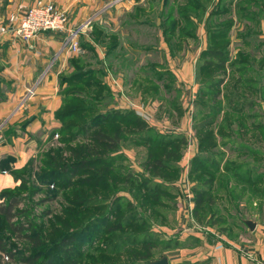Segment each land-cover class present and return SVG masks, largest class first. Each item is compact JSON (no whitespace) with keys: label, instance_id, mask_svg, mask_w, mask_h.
<instances>
[{"label":"crops","instance_id":"0c3cea01","mask_svg":"<svg viewBox=\"0 0 264 264\" xmlns=\"http://www.w3.org/2000/svg\"><path fill=\"white\" fill-rule=\"evenodd\" d=\"M34 1L0 0V26L7 25L8 14L16 12L20 5L28 7ZM52 1L66 12V31L41 33L28 43L9 31L0 33V190L15 184L11 170L25 166L52 140L50 134L59 127L54 118L61 105L59 75L69 70V59L75 55L68 50V35L75 31L73 41L94 44L89 35L96 25L106 39L112 35L117 39L110 54H106V47H98L99 61L106 63L102 81L111 92V107L133 111L159 134L183 138L182 158L177 161L179 167L183 165V171L178 180L167 183L174 201L179 204L177 211L168 217L183 222V233L178 240L179 244L183 243V262L177 263L264 264V196L259 199L262 208L259 217L246 218L256 222L255 229L247 228V235L240 241L217 233L210 225L200 227L193 223L197 218L193 211L195 182L190 180V168L198 153V144L190 132L197 114L198 58L207 44L204 22L193 19L196 31L204 30L202 37L196 32L195 39H183L176 32L174 37L167 38L163 33L168 24L165 19L172 11L175 16V0ZM208 12L209 9L205 16ZM152 14L154 20L149 19ZM232 20L230 34L233 32L234 37L230 47L233 42L234 46L240 44L234 32L238 24L234 12ZM111 26L116 27V32L110 31ZM142 28L147 29L146 44L139 38ZM262 33L260 38L264 41ZM237 50L234 47V54ZM83 53L85 50L80 49L75 56ZM139 60L146 62L135 64ZM109 71L122 86L125 96L113 85V79L107 75ZM258 103L264 113V101ZM123 152L132 168L140 165L134 148L127 147ZM3 161L7 164L3 165Z\"/></svg>","mask_w":264,"mask_h":264},{"label":"trees","instance_id":"16d2710c","mask_svg":"<svg viewBox=\"0 0 264 264\" xmlns=\"http://www.w3.org/2000/svg\"><path fill=\"white\" fill-rule=\"evenodd\" d=\"M177 2L179 4L176 6L175 16L173 15L174 11H172L165 19L168 24L164 26V35L170 38L174 37L175 33L178 32L179 37L181 36L183 39L186 37L195 39L197 25L194 20L204 22L206 34V48L200 52L197 66L199 88L195 99L197 114L194 120H197V122L195 121L194 128L198 133L199 131H204L215 117L220 115L221 109H215L212 105H207L204 99L218 98L220 95L219 88L227 78L225 66L226 61H228L229 47L231 45L230 31L233 26V20L230 16L234 12L239 21L244 23L246 29L248 28L247 25L252 23H258L259 27H261L260 24H264V0H213L206 16V9H208L206 0H177ZM232 5H234V10L230 9ZM224 16L229 17L221 20ZM245 32H243L244 34L239 32L236 35L240 45L246 44L253 38L250 33ZM104 37L105 35L102 36V39ZM218 38L224 41L220 48L215 47V40ZM260 45L264 46V41ZM81 46L88 51H93L92 46L87 42L82 43ZM114 48L115 42L109 46L106 45V54L112 53ZM240 56L239 52H237L234 61L230 63L231 70L234 68L237 74L233 87L244 86L251 91L264 94V84L258 86L256 77L249 78L251 75H255L254 70L249 65L250 59ZM76 60L74 57L69 59V65L73 70L71 74L59 75L58 94L61 105L54 113V118L59 122V127L52 131L50 138L53 139L54 136L59 138L60 131L66 130L69 133L62 138L64 143H71L80 139L89 141L91 144L88 147H79L78 150L74 151L66 149L73 154V157H76L75 160L69 163L63 161L59 153L54 149L44 152L41 155L42 171L39 180L42 182L45 179L53 181V179L58 180V177L62 176V180L59 181L60 185H63L62 183L69 185L72 181L71 179L80 171H84L88 176L84 180H78V183H81V185L83 183L84 186L96 189L101 188L102 191L108 193L116 189L114 188L115 182L109 178V174L114 175V177L122 176L124 184L130 181L144 194V203L151 204L150 206L157 219H166L168 210H173V205L175 204L174 196L167 183L174 181L175 177L178 176L179 170L176 162L180 158L183 138L178 135L159 134L133 111L112 108L113 98L108 86L102 81L104 75L102 69L96 70L89 65L83 66V64L82 67L78 66L79 62L77 64ZM260 68L264 70V57L260 61ZM207 69L218 70L219 72L205 77ZM260 78L264 81V75ZM236 101H239V106L233 105ZM244 104L245 107L252 108L257 106L258 103L249 98L243 99L236 92H232L227 99L228 110L241 116ZM246 117L248 118V115ZM249 118L258 119L260 115L254 114ZM65 120L77 121L63 125ZM259 127L260 129L264 128V123L251 125V129H258ZM243 132H246V130H243ZM213 135L208 133L199 138V150L193 157L190 168V176L198 175L192 188L195 217L199 221H204L208 217L206 222L209 224H211V219L218 217L217 211L208 212L206 210V206L209 208L216 196L211 194L212 185L215 181L213 176H204L203 172L211 170V166L216 161L220 164L221 159L224 157V154H219L218 158L214 159V162L208 152H203V146L213 139ZM219 136L222 137V135ZM229 142L231 141L227 140V142L223 143L226 145ZM124 146L140 147V152H137V155L139 154L140 164L147 176L137 171V173L131 174L129 169L132 167L129 164V166L123 165L127 163L125 155L121 152V148H124ZM238 148L241 149V152L249 153L251 156L264 158L262 150L249 148L248 144H241ZM140 153L143 154L140 155ZM257 163V161L252 160L243 164H234L230 170L226 169V172L231 173L230 176L234 178L238 177L239 172L237 170H242V165H246L248 169L245 170L242 179L249 184V188H245L243 194L251 192V188L256 183L264 181V164ZM258 168L260 172L250 178L249 175L258 171ZM93 171L96 175L92 174ZM122 172L124 173L123 175ZM211 172L216 175L219 174V165L216 170ZM261 187L256 188L255 191L260 193V197H263L264 184ZM222 190L224 188L220 191ZM118 191L119 189H117V193L112 200V207L114 208H119L121 201L128 203L127 201L125 202L126 198L124 196L119 195ZM105 201L107 203V199ZM102 202L104 203V201ZM17 204L18 197L13 194L9 195L8 202L0 206L1 222L7 232L21 235V238L27 243L25 247H28V249L24 253L13 252V248L8 246L4 237L0 235V261L3 257L22 264H83L70 252L71 247L76 244L77 235L82 234L80 231L78 234L70 232L61 235L57 239H52L51 235L31 236L30 233H25V231H31V226L26 228L21 223H10L14 217L13 208ZM242 220L241 222L243 223ZM142 221L146 222L144 218H142ZM121 226L122 224L119 222L113 229H121ZM84 234L86 235L87 233ZM130 236V234H126L123 238L114 242L108 255H120V250L124 251V245ZM151 236L152 239H150ZM158 241H162L158 234H150L149 239L141 242L140 248L155 247ZM132 243V247H135L138 245V240ZM178 244L179 242L172 240L162 241L164 249H171ZM151 261L152 259L146 262L149 264Z\"/></svg>","mask_w":264,"mask_h":264},{"label":"rangeland","instance_id":"374dc122","mask_svg":"<svg viewBox=\"0 0 264 264\" xmlns=\"http://www.w3.org/2000/svg\"><path fill=\"white\" fill-rule=\"evenodd\" d=\"M206 1L208 9H210L213 0ZM178 3L177 0H175V6H177ZM230 9H233V7L231 6ZM10 14H8V17ZM229 16H224L221 20H223V18L225 20V18H228ZM8 17L6 21L8 20ZM154 18L155 16L152 14L149 19L154 20ZM230 18H233V14ZM235 18L238 23L237 28L234 31L236 32V35L239 32L244 34L243 32L246 31L245 33H250L253 38L244 45L237 43V46H234L235 43L233 42V46L236 47V50L238 48L236 53L239 52V55H241L240 57L243 56L247 57L248 60L250 59L249 65L254 70L255 75L248 77H256L258 79V86H261L264 84V81L260 77L264 75V70L260 68V61L264 57V46L260 45L263 40L260 36L263 34L264 24H260L261 28L258 23H252L247 25V29L246 27L241 29V27L244 26V23L239 21L236 15ZM110 28L111 32H116L115 26H111ZM203 31V29H199L196 32L198 36L202 37L204 34ZM103 33V30H101L98 26L95 25L92 27V31H90L89 36L94 44L90 43V41L87 42L92 46V52L81 46L84 41H77L79 48L85 50V54L83 53L82 55L75 56L80 53L79 51L73 55V57L77 59V64L79 62L78 66L82 67V64L83 66L89 65L96 70L102 69L105 71L106 63L102 64L99 62V57L101 58V55L98 47H106V45L109 46L111 43L116 42L117 39L115 35L110 36L108 39L105 37L102 39ZM76 34L77 32L75 31L70 32L68 35L70 37L69 40L71 37L74 38V35ZM147 36V29L142 28L139 38L143 44H146ZM233 37L234 33L232 32V34H230V38ZM215 42V47L218 48H220L224 43L223 39L219 38L215 40ZM233 46L229 47L228 61H226L225 66L227 78L225 79L223 85L219 88V97L215 99H204L206 100L205 103L207 105H212L215 109L220 108V115L216 116L213 122L206 127L204 131H199L198 133L194 128V123L195 121L197 122V120H193L190 134L194 133L193 135L197 140V144L201 136L208 133L214 134L213 139L203 146V152H208L212 156V161H214L215 158H218L219 154H224L220 164L217 161H214L215 163L211 166V170L203 172L204 176H213L215 181L212 185L211 194H215L216 196L214 197L213 204L209 206V208L206 206V210L208 212L217 211L218 217L211 219V224L206 221L204 222L196 219L193 223L196 225L198 224L200 227L210 225V227L217 233L225 235L227 238L229 236L236 242L240 241L245 235H247V231L245 232L247 227L241 222V219H246L247 217H259L262 209L259 205V199L261 197L260 193L255 190L256 188L261 187V185L264 184V181L256 183L255 186L251 188V192L243 194L244 189L249 188V184L244 182L242 179L245 170L248 169L246 165H242V170H237L239 172L238 177L234 178L230 176L231 173L226 172V169L230 170L234 164H243L252 160L257 161V164H264V158L251 156L249 153L241 152V149L238 148L241 144H248L249 148H257L264 152V128L260 129L259 127L258 129H251V125L255 123H264V117L262 116V119L249 118L254 114H258L260 116L264 114L258 103L260 100L263 101L264 94L261 92L259 94L257 91H251L244 86H239L238 88L233 87V82L237 77L235 69L233 68L231 70L230 65L236 56V54H234ZM145 62L146 61L139 60V62L135 64L142 65ZM72 72L73 70L70 66L69 70L61 73V75H68ZM217 72L219 71L207 69L205 77ZM110 74L111 72L109 71L107 75L111 78V80L113 79L112 83L115 81L118 84V81L112 76V74ZM118 91L121 95L125 96L126 93L123 91L122 86L120 87L119 85ZM232 92H236L243 99L249 98L257 101V106L251 108L245 107L244 104V107H242V116L229 111L227 99ZM233 105L239 106V101L234 102ZM247 115L248 118H245ZM173 117L175 118V114L172 113V119L173 121H176ZM76 121L77 120H65L63 125L74 123ZM243 130H246V132H243ZM68 133L69 132L66 130H61L60 137L58 138V136H55L54 139L49 141L50 143L48 145H45V147L42 146L41 150L37 152L35 158L28 161L22 168L10 171V174L13 175L15 179V184L10 188L0 190V206L5 205L8 202L9 195L13 194L18 197V204L13 208L14 217L11 219L10 223H21L26 228L31 226V231H25V233H30L31 236L51 235L52 239H57L61 235L70 232H76L75 234H78L80 231L82 234L77 235L76 244L71 247L70 252L83 264H148V260L160 259L161 257H166L168 264H181L177 262H183V243L180 241V244L168 250L164 249L162 245V241L164 240L178 242V240H180L179 237L181 233H183V222L177 221V219H169L168 217L169 213H174L179 208V204L177 205L176 202L173 205V210H168L166 219H157L150 206L151 204L144 203V194L140 192L130 181L127 184H124V178L122 176L114 177V175L109 174V178L113 179L115 182L114 188L116 189H113L108 193L106 191H102L101 188L96 189L84 186L83 183L82 185L81 183H78V180H84L86 176H88L87 173H84V171H80L73 179H71L72 181L70 184L72 185H68L67 183H62L63 185H60L59 181L62 180V176H59L58 180L53 179V181L45 179L42 182L39 180L42 171L41 155L44 152L49 149H54L59 153V156L63 159V161L69 163L70 161L75 160L76 157H73V154L69 153L66 149L74 151L78 150L79 147H88L91 144L89 141H83L80 139L71 143H64L62 138L66 137ZM219 135H222V137ZM227 140L231 142L224 145L223 142H227ZM125 148H127V146L121 148L122 154H124L123 149ZM131 148L133 147L131 146ZM182 149L183 145L181 147V150ZM134 150L135 152H140V147H136ZM239 150L240 152H238ZM142 154L140 153V155ZM137 156L139 157V154ZM181 158L180 154L178 162ZM4 164H7V162L3 161V165ZM123 165L129 166L128 163ZM218 165L219 174L216 175L211 171L216 170ZM176 166L178 167L179 173L178 176L175 177V180H178L181 170L183 171V165H181V169L176 162ZM141 167L142 166L140 164L139 166L133 167L129 170L131 174L137 173L136 170H140V174L143 173V175L147 176V173L144 172ZM257 170L258 171L256 172H252L249 177L253 178L257 175V173L260 172V169L258 168ZM101 171L99 172L101 173ZM123 174L124 173L122 172V175ZM93 175L96 174L94 173ZM197 176L198 175H191L190 180L195 182ZM222 188H224V190L220 191ZM117 189H119V195L124 196V198H126L125 202L127 201L128 203L121 201L119 208H114L112 207V200L117 193ZM233 189L235 190L232 193ZM105 199H107V203ZM102 201H104V203ZM142 218H144L146 222L142 221ZM119 222L122 224V228L118 230L113 229ZM237 229H240V231H236ZM84 233L87 234L85 235ZM154 233L158 234L162 241H158L155 247H144L141 249V242L149 239L150 234ZM126 234H130L131 236L124 245V251L122 252L120 250V255H108L112 244L123 238ZM0 235L4 237L7 245L13 248V252L19 251L24 253L26 249H28V247H25L27 243L21 238V235L11 234L4 229L1 217ZM150 239H152V236ZM137 240L138 245L132 247V242H136ZM0 264L22 263L15 262L10 259L7 260V258L2 257Z\"/></svg>","mask_w":264,"mask_h":264},{"label":"built area","instance_id":"2783aa9c","mask_svg":"<svg viewBox=\"0 0 264 264\" xmlns=\"http://www.w3.org/2000/svg\"><path fill=\"white\" fill-rule=\"evenodd\" d=\"M8 24L0 26V33L11 32L25 43L30 42L36 35L46 32H64L68 18L64 10L58 9L52 0H35L32 5H20L18 10L9 15ZM68 50L74 54L80 51L73 37L67 42ZM113 85L118 89L117 82Z\"/></svg>","mask_w":264,"mask_h":264},{"label":"water","instance_id":"95a60500","mask_svg":"<svg viewBox=\"0 0 264 264\" xmlns=\"http://www.w3.org/2000/svg\"><path fill=\"white\" fill-rule=\"evenodd\" d=\"M242 221L249 231H253L255 229V221L249 219H243ZM149 264H168V260L166 257H161L160 259L152 260Z\"/></svg>","mask_w":264,"mask_h":264}]
</instances>
